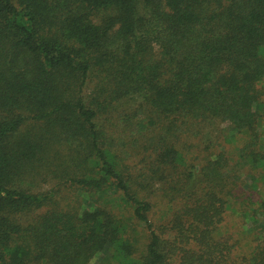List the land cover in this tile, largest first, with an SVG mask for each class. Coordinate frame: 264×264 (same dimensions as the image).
Returning a JSON list of instances; mask_svg holds the SVG:
<instances>
[{"label": "trees", "instance_id": "trees-1", "mask_svg": "<svg viewBox=\"0 0 264 264\" xmlns=\"http://www.w3.org/2000/svg\"><path fill=\"white\" fill-rule=\"evenodd\" d=\"M263 97L264 0H0V264H264V224L221 228L264 172Z\"/></svg>", "mask_w": 264, "mask_h": 264}, {"label": "rangeland", "instance_id": "rangeland-1", "mask_svg": "<svg viewBox=\"0 0 264 264\" xmlns=\"http://www.w3.org/2000/svg\"><path fill=\"white\" fill-rule=\"evenodd\" d=\"M264 100V97H263ZM121 131V130H118ZM261 131V149L264 150V121L262 126L260 127ZM145 149H140V153L142 155L145 152ZM193 147H191V150ZM142 150V151H141ZM144 151V152H143ZM136 152H132L131 156L128 157L127 163L129 166H133L135 163V157L134 155ZM244 184H243V190L238 188L236 192V196L232 198L231 200V208L228 210L223 222L221 223V228L225 232L227 238L230 239V232L235 234L236 236L239 235L242 240L245 239L244 235H240V229H242V233H254V228L256 227L255 223L264 224V209L259 210V212H255L254 215L253 208L257 209L258 206H260V203L262 205L264 204V172L261 174L256 173L255 171H258L257 169H253L251 165H246L244 169ZM59 180V179H58ZM58 180L52 179V178H45L41 177L39 179V187L41 189L46 190H61L62 197H60L62 204L66 207L73 208V207H85L88 206V203L85 202V199H89V196L87 192H81L75 187H65L60 186V182ZM167 181V180H166ZM154 187L153 192L155 194L153 195L152 189L150 192H152L151 198H152V204H153V220L155 221L157 227H162L163 225L167 224L169 219L171 218V214L173 213L174 209V203L171 196H165L164 193L165 186H162L161 182H156L152 184ZM166 185H168L166 183ZM148 192V191H147ZM92 201V200H91ZM246 207V208H245ZM253 207V208H251ZM246 209L248 215L246 216V221L244 220L243 223H241L240 220V210ZM256 211V210H255ZM126 219L130 218L128 214L125 213H119ZM255 222V223H254ZM131 229H129L127 237L131 239V242L135 243V246L138 248H144L145 243H147V233L144 231L143 226L136 225L131 222ZM253 235V234H252ZM248 235L246 234V239ZM261 240L264 241V233L261 234ZM135 240V241H134ZM242 243V241H241ZM244 249V248H242ZM134 258H137L138 255L135 254L133 256ZM91 264H120L116 259H106V257L103 254L96 255L92 261ZM136 264V263H134Z\"/></svg>", "mask_w": 264, "mask_h": 264}]
</instances>
